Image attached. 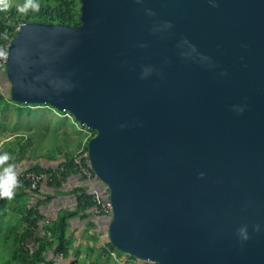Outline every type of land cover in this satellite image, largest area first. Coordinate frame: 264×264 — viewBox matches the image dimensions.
<instances>
[{
  "label": "water",
  "instance_id": "95a60500",
  "mask_svg": "<svg viewBox=\"0 0 264 264\" xmlns=\"http://www.w3.org/2000/svg\"><path fill=\"white\" fill-rule=\"evenodd\" d=\"M79 1L77 25L19 24L5 72L12 101L95 131L107 241L158 264H264V0Z\"/></svg>",
  "mask_w": 264,
  "mask_h": 264
},
{
  "label": "trees",
  "instance_id": "16d2710c",
  "mask_svg": "<svg viewBox=\"0 0 264 264\" xmlns=\"http://www.w3.org/2000/svg\"><path fill=\"white\" fill-rule=\"evenodd\" d=\"M36 2L39 4V11L29 9L26 13H22L17 10L18 8L0 11V44L8 43L15 34L17 26L24 22L79 24V0H36ZM10 105L15 112V118H19L24 112L29 115L25 117H30L34 108H50L56 113L63 114L46 104H21L11 101L9 96L0 92V110L5 111ZM32 115L34 116V113ZM26 124L28 127L31 126L27 122ZM23 129L29 131L30 127ZM10 130L17 132L19 129L12 127ZM88 130L92 136L95 134L93 129L89 128ZM13 141H3L5 142L3 151L10 152L12 156L16 155L15 161H20L27 155L32 142L29 138L22 136ZM76 151L64 152L63 160L58 162L55 167H43L36 163L22 170L24 173L28 171L43 173L46 176L47 185L61 187L76 172L73 164ZM19 181L20 187L16 189L13 199H0V244L8 254V261L14 264H52V259L48 260L46 257L48 251L52 250L54 254L61 253L62 257L72 255L74 258L69 264H109L110 252L114 251L118 256L126 257L130 264H139L137 259L120 252L108 241L95 248L97 236L92 238L91 245L87 244L86 258L82 261L77 258L81 246H74V239L68 231V221L74 216L87 217L92 213L91 209L94 203L85 186L76 185L71 188L70 192L75 198L73 209L62 208L54 219H48L41 223L42 215L39 213L38 205L42 200L38 199L34 205H30L28 200V193H32V196L35 197L39 188L34 192L29 191L28 181L22 178ZM14 212L18 214L15 222L8 228H3L2 226L6 225V218L11 217ZM31 242L33 246H29ZM94 250L97 251L96 255L90 257Z\"/></svg>",
  "mask_w": 264,
  "mask_h": 264
},
{
  "label": "rangeland",
  "instance_id": "374dc122",
  "mask_svg": "<svg viewBox=\"0 0 264 264\" xmlns=\"http://www.w3.org/2000/svg\"><path fill=\"white\" fill-rule=\"evenodd\" d=\"M9 3L10 7L7 10L22 6L25 3V0H9ZM9 86L10 84L7 77H5V74H2L0 79V92L5 93V96H8ZM33 110L34 111L31 112L30 117H25L28 114L24 112L19 118H15V112L12 105H10L5 111L0 110V151H3L4 149L3 146L5 142L3 141L12 140V142H14L13 140L18 139L20 136L23 138H29L32 142L27 155L20 161H15L16 155L12 156L13 159L11 161L14 162L11 163H15L19 171L36 163L42 165L43 167L57 164L63 160L64 152H73L77 139L80 141L83 139L81 145L84 143L85 137L83 136L85 135V132L87 133L86 130H82L81 125L73 118L72 115V117H68L63 114L56 113L50 108H34ZM60 112L63 113V111ZM33 113L34 116L32 115ZM25 121L31 125L29 126V131L23 129L29 128ZM12 127L19 130H17V132L10 130ZM81 145L76 148H80ZM14 154L16 153L14 152ZM29 204L31 203L29 202ZM34 204H36V201H34L33 205ZM17 216V212H14L11 217L6 218V225H3L2 227L8 228L15 222ZM107 240V233L105 230L98 239V242L101 244V242L104 243ZM99 244L95 242V248L99 247ZM85 246L86 243L81 244V249L77 256L80 261L86 258ZM96 253L97 251L94 250L90 254V257H94ZM110 254L111 257L108 261L109 264H130L126 257L118 256L114 251H111ZM47 259L51 260L48 257ZM0 264H14L13 262L8 261V254H6L1 244Z\"/></svg>",
  "mask_w": 264,
  "mask_h": 264
},
{
  "label": "crops",
  "instance_id": "0c3cea01",
  "mask_svg": "<svg viewBox=\"0 0 264 264\" xmlns=\"http://www.w3.org/2000/svg\"><path fill=\"white\" fill-rule=\"evenodd\" d=\"M82 140H76L74 150H77L76 147H79V145H81ZM74 150L73 152H75ZM56 165L57 164L50 166L55 167ZM75 180V176H70L62 184V186L58 188L51 187L47 185L46 182H44L39 187V190L36 193L35 197L32 196V193H28V199L30 198L29 202H31L30 205H33L34 201L37 202L38 199L42 200L41 204L38 205L39 213L42 215L41 223L47 221L48 219H54L57 216L59 210L62 208L73 209L75 205V198L70 192V190L74 186ZM109 221L110 219L95 216L92 213L89 214L87 217L77 215L69 219L68 231L74 239V246H81V244L85 243L86 246L87 244L91 245L92 238L96 236V243L99 244L98 239L100 238L101 234H103V232L106 230ZM102 243L103 242H101V244ZM101 244H99L98 246H100ZM56 255L57 254H54L52 250H49L46 257L52 259V264H69L70 261L74 258L72 255L63 256L62 258H59Z\"/></svg>",
  "mask_w": 264,
  "mask_h": 264
},
{
  "label": "built area",
  "instance_id": "2783aa9c",
  "mask_svg": "<svg viewBox=\"0 0 264 264\" xmlns=\"http://www.w3.org/2000/svg\"><path fill=\"white\" fill-rule=\"evenodd\" d=\"M8 43L0 44V49H3L7 52ZM6 60L7 57L0 58V79L2 74H5L6 77ZM63 115L72 117L71 114L67 111H63ZM81 128L84 131L86 130L87 133L85 132L84 143L80 148L77 149L73 159L74 169L76 171L73 175L76 179L74 181V186L81 185L86 187L87 192L91 195L94 203V206L91 209L93 215L110 219L112 216V205L109 199L108 188L92 171L89 163L87 148L85 147V145H87L88 139L92 137V133L88 130L89 128L85 127L84 125H81ZM20 178L28 181L29 189H27L32 192H34V190H37L42 183L46 182V176L43 173H36L32 171H28L25 173L23 172V170L19 171V179ZM29 246H33V243H29ZM56 256L62 258L61 253H58ZM137 261L139 264H158L157 262L150 260Z\"/></svg>",
  "mask_w": 264,
  "mask_h": 264
},
{
  "label": "clouds",
  "instance_id": "9594fccd",
  "mask_svg": "<svg viewBox=\"0 0 264 264\" xmlns=\"http://www.w3.org/2000/svg\"><path fill=\"white\" fill-rule=\"evenodd\" d=\"M9 7V0H0V11H5ZM29 9L39 11V4L36 0H25V3L17 10L26 13ZM6 57L7 52L0 49V58ZM12 159L10 152L0 151V199H13L16 195V189L20 187L19 170L15 163L10 162ZM201 175L203 174L201 173ZM255 229L259 230V225H256ZM239 234L242 239H248L246 228H240Z\"/></svg>",
  "mask_w": 264,
  "mask_h": 264
}]
</instances>
